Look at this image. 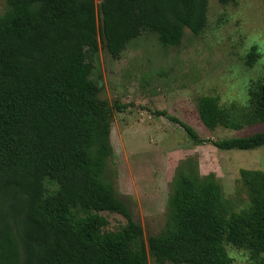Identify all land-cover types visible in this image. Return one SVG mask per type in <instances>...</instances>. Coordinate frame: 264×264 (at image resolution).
I'll use <instances>...</instances> for the list:
<instances>
[{
    "label": "trees",
    "instance_id": "16d2710c",
    "mask_svg": "<svg viewBox=\"0 0 264 264\" xmlns=\"http://www.w3.org/2000/svg\"><path fill=\"white\" fill-rule=\"evenodd\" d=\"M227 3L233 0H219ZM0 13V264H232L225 245L264 264V171L242 168L249 205L238 212L224 201L214 173L191 158L179 162L166 199L162 230L142 237L127 198L105 176L112 156L113 111L126 106L99 96L92 78L98 55L97 16L104 49L118 58L143 32L162 47L180 43L185 29L207 26L209 0H4ZM259 59L253 46L246 55ZM209 130L264 123L263 74L248 85V103L221 105L198 98ZM179 124L196 144L249 150L264 145V130L203 139ZM101 211L126 218L108 230Z\"/></svg>",
    "mask_w": 264,
    "mask_h": 264
},
{
    "label": "rangeland",
    "instance_id": "374dc122",
    "mask_svg": "<svg viewBox=\"0 0 264 264\" xmlns=\"http://www.w3.org/2000/svg\"><path fill=\"white\" fill-rule=\"evenodd\" d=\"M98 7L101 0H94ZM0 0V13L4 10ZM207 26L200 34L185 29L179 44L162 47L156 36L143 32L118 58L103 47L97 16L99 50L92 78L99 96L126 107L113 111L110 126L112 156L105 176L127 198L132 218L142 227L145 243L166 222V199L179 162L191 158L201 174L214 173L224 201L238 212L249 205L239 179L242 168L264 171V145L223 150L210 142L194 143L184 129L157 111H165L192 126L203 139L246 136L264 130V123L243 129H207L197 103L201 95L216 96L221 105L248 103V85L263 74L264 0H209ZM255 46L259 59L252 67L246 55ZM115 230L126 223L116 212L101 211ZM232 264H250L246 250L225 245ZM148 263L155 264L148 255ZM169 264V263H166Z\"/></svg>",
    "mask_w": 264,
    "mask_h": 264
}]
</instances>
